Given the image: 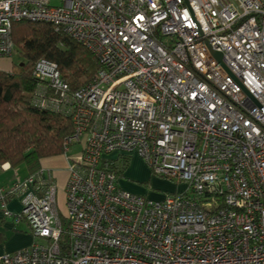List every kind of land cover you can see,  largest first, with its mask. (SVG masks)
<instances>
[{
    "label": "built area",
    "instance_id": "built-area-1",
    "mask_svg": "<svg viewBox=\"0 0 264 264\" xmlns=\"http://www.w3.org/2000/svg\"><path fill=\"white\" fill-rule=\"evenodd\" d=\"M19 19L61 28L97 68L70 88L54 61L33 64L31 103L69 117L63 153L81 148L64 226L43 167L0 187L1 215L40 239L0 264H264V0H0V56ZM131 151L183 186H117L103 153Z\"/></svg>",
    "mask_w": 264,
    "mask_h": 264
},
{
    "label": "trees",
    "instance_id": "trees-1",
    "mask_svg": "<svg viewBox=\"0 0 264 264\" xmlns=\"http://www.w3.org/2000/svg\"><path fill=\"white\" fill-rule=\"evenodd\" d=\"M10 33L12 50L20 54L21 61L0 69V163L7 162L9 167L22 164L30 174L42 167L44 158L62 153V139L72 131L68 116L31 103L34 62L39 57L54 61L69 87L75 88L89 80L97 61L80 42L48 21L15 20ZM126 159L120 155L104 160V164L118 176ZM10 196L5 194V199ZM57 210L64 226V210L59 202Z\"/></svg>",
    "mask_w": 264,
    "mask_h": 264
},
{
    "label": "crops",
    "instance_id": "crops-1",
    "mask_svg": "<svg viewBox=\"0 0 264 264\" xmlns=\"http://www.w3.org/2000/svg\"><path fill=\"white\" fill-rule=\"evenodd\" d=\"M74 143L79 144L78 142ZM71 144L69 145L68 151L65 153L62 152L59 155L46 157L41 163L44 175L49 177L55 183L56 190L57 188H60L61 196L67 175L66 166L75 156V152L70 151ZM120 155L126 156L127 159L121 171V175L118 176H122L123 173H126L128 176V179H121L119 181L117 179L118 176H116V184L120 188L141 193L146 197L153 199H160L165 193L176 189L171 180L151 173L152 171L150 168L146 166V164L134 151L125 153L112 152L111 156L103 155L102 161L107 159H116ZM4 166L7 167L8 163L6 162ZM8 168L11 167L8 166ZM24 175H26V170L25 172H0V187L7 189L11 186V183L14 180L21 179ZM16 176L17 179H14ZM137 182L148 184V188L138 184ZM5 207L10 212H17L20 209L19 198L15 195H11L5 199ZM3 235L4 240L0 242V254L4 251H10L21 246L29 245L34 239L30 233L27 223L24 220L14 223L11 216L3 217L0 213V236Z\"/></svg>",
    "mask_w": 264,
    "mask_h": 264
},
{
    "label": "rangeland",
    "instance_id": "rangeland-1",
    "mask_svg": "<svg viewBox=\"0 0 264 264\" xmlns=\"http://www.w3.org/2000/svg\"><path fill=\"white\" fill-rule=\"evenodd\" d=\"M21 61V56H20V54L16 51V50H12L11 51V53L9 54V55H6V56H0V68L1 69H8L12 64H14V63H18V62H20ZM80 148H81V146H80V144H75V143H72L71 144V146H70V151H73V152H78L79 150H80ZM68 151V150H67ZM69 151V152H70ZM103 155H106V156H111L112 155V153H103ZM141 158V157H140ZM142 159V158H141ZM142 161H143V159H142ZM144 162V161H143ZM145 163V162H144ZM147 166V165H146ZM25 168H24V166L22 165V164H19V165H17L16 167H11V168H8V166L7 167H2V168H0V172H25V170H24ZM46 172V171H45ZM151 173H153V174H155V175H157V176H160V175H158V174H156V173H154V172H151ZM13 176V175H12ZM11 177V176H10ZM160 177H163V178H166V179H169V178H167V177H165V176H160ZM19 178V177H18ZM14 179H17V176L16 177H14ZM13 179V180H14ZM117 179H118V181L119 180H121V179H128V176L126 175V173H123V175L122 176H118L117 177ZM12 180V181H13ZM169 180H171L173 183H174V187H176V188H179V187H181V186H183V183H182V181L181 180H172V179H169ZM138 184H140V185H142V186H145V187H147L148 188V184H144V183H142V182H137ZM146 183V182H145ZM124 189V188H123ZM126 190V189H125ZM127 191H129V190H127ZM130 192H132V191H130ZM133 193H137V192H133ZM139 194H141V193H139ZM56 196H57V200H58V202H59V207L62 209L63 208V206H62V203H61V199H62V196H61V194H60V188H57V190H56ZM3 237H4V235H3ZM36 241H40V239H37V238H34ZM33 239V240H34ZM4 240V238H2V240L0 241V242H2ZM25 246H27V245H25Z\"/></svg>",
    "mask_w": 264,
    "mask_h": 264
},
{
    "label": "water",
    "instance_id": "water-1",
    "mask_svg": "<svg viewBox=\"0 0 264 264\" xmlns=\"http://www.w3.org/2000/svg\"><path fill=\"white\" fill-rule=\"evenodd\" d=\"M212 53L215 55L217 59H219L220 53L218 51L212 50Z\"/></svg>",
    "mask_w": 264,
    "mask_h": 264
}]
</instances>
